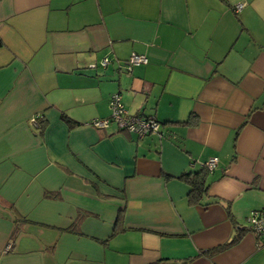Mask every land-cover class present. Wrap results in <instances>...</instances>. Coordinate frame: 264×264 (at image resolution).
Listing matches in <instances>:
<instances>
[{
    "label": "crops",
    "instance_id": "crops-1",
    "mask_svg": "<svg viewBox=\"0 0 264 264\" xmlns=\"http://www.w3.org/2000/svg\"><path fill=\"white\" fill-rule=\"evenodd\" d=\"M262 209L264 0H0V264H264Z\"/></svg>",
    "mask_w": 264,
    "mask_h": 264
},
{
    "label": "built area",
    "instance_id": "built-area-1",
    "mask_svg": "<svg viewBox=\"0 0 264 264\" xmlns=\"http://www.w3.org/2000/svg\"><path fill=\"white\" fill-rule=\"evenodd\" d=\"M243 8V4L235 6V11L239 12ZM109 64V60L104 58L102 66ZM147 58L143 55L132 54L125 62L124 66L127 71H130L135 66L146 65ZM110 117L106 119H94L89 124L96 129H106L111 123L116 124L119 130L128 133H135L139 138L148 135H157L158 125L154 119H148L139 116H130L126 112L120 94H113L109 100ZM33 127L37 126L35 118L30 120ZM217 158L213 157L204 163V167L208 171H212L217 165ZM247 224L249 230L257 235L264 237V209L259 211H252L247 216Z\"/></svg>",
    "mask_w": 264,
    "mask_h": 264
},
{
    "label": "trees",
    "instance_id": "trees-1",
    "mask_svg": "<svg viewBox=\"0 0 264 264\" xmlns=\"http://www.w3.org/2000/svg\"><path fill=\"white\" fill-rule=\"evenodd\" d=\"M120 65H122L125 68L124 62L122 64H120ZM141 117H143V116H141ZM144 118L154 119L152 117H144ZM61 120L69 128H74V127L79 126L78 123H76L75 121L69 119L64 114L61 116ZM154 122L157 123V125H158L157 135H154V136H157L159 138L163 137V130H162L163 124L158 122L156 119H154ZM148 136H153V135H148ZM148 136H145V137H148ZM145 137H143V138H145ZM210 172H212V171H208L206 169V167H204V164H203L200 171H198V172H188V173H185V174L179 176V178L181 180H183L186 183V185L189 187V191H188V194H187V199H188V203L190 205H193V206L200 205L202 200H203V198L206 196V194L208 192V188H209V183H208V180H207V176L210 174ZM256 236L258 238H262L263 237V236L257 235V234H256ZM239 238H240L239 236H236L231 241H229V242H227V243H225V244H223L221 246L215 247L214 249L207 251L205 254L213 255V254L219 253V252H221L223 250H226L227 248H229L230 246L235 244L239 240ZM262 241H264V237L262 238Z\"/></svg>",
    "mask_w": 264,
    "mask_h": 264
}]
</instances>
